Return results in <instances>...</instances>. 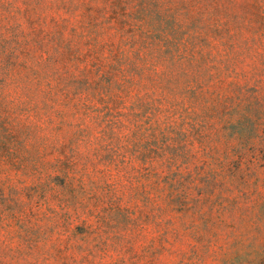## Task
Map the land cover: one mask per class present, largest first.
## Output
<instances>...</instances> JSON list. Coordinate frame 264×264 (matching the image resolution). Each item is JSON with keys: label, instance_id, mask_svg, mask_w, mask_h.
Here are the masks:
<instances>
[{"label": "rangeland", "instance_id": "obj_1", "mask_svg": "<svg viewBox=\"0 0 264 264\" xmlns=\"http://www.w3.org/2000/svg\"><path fill=\"white\" fill-rule=\"evenodd\" d=\"M0 264H264V0H0Z\"/></svg>", "mask_w": 264, "mask_h": 264}]
</instances>
